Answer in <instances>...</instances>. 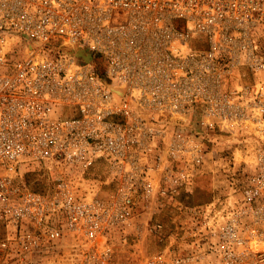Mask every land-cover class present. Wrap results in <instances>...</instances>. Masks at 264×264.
I'll return each mask as SVG.
<instances>
[{"label":"built area","instance_id":"1","mask_svg":"<svg viewBox=\"0 0 264 264\" xmlns=\"http://www.w3.org/2000/svg\"><path fill=\"white\" fill-rule=\"evenodd\" d=\"M0 264H264V0H0Z\"/></svg>","mask_w":264,"mask_h":264},{"label":"rangeland","instance_id":"2","mask_svg":"<svg viewBox=\"0 0 264 264\" xmlns=\"http://www.w3.org/2000/svg\"><path fill=\"white\" fill-rule=\"evenodd\" d=\"M231 148H234V144H232L230 150L225 151L229 154L231 150L234 151V149ZM243 154H245V152L239 147L238 151H236V158L241 159V156L245 158ZM51 177L52 173H50L49 171H45L44 169L36 170L29 173V180L34 184L36 188L46 187V185L50 183ZM212 177L213 174L210 172L199 177L192 198L194 202L207 200L211 196L214 181Z\"/></svg>","mask_w":264,"mask_h":264},{"label":"trees","instance_id":"3","mask_svg":"<svg viewBox=\"0 0 264 264\" xmlns=\"http://www.w3.org/2000/svg\"><path fill=\"white\" fill-rule=\"evenodd\" d=\"M33 172V171H32ZM31 173V172H30Z\"/></svg>","mask_w":264,"mask_h":264}]
</instances>
